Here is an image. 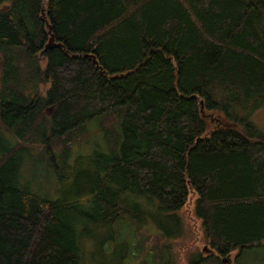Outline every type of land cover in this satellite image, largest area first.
I'll return each instance as SVG.
<instances>
[{"label":"trees","instance_id":"1","mask_svg":"<svg viewBox=\"0 0 264 264\" xmlns=\"http://www.w3.org/2000/svg\"><path fill=\"white\" fill-rule=\"evenodd\" d=\"M261 108L264 0H0V264H83L84 236L122 222L141 264H171L143 227L191 201L213 252L187 264L238 261L264 245ZM113 112L88 203L20 186L28 141L52 154Z\"/></svg>","mask_w":264,"mask_h":264},{"label":"rangeland","instance_id":"2","mask_svg":"<svg viewBox=\"0 0 264 264\" xmlns=\"http://www.w3.org/2000/svg\"><path fill=\"white\" fill-rule=\"evenodd\" d=\"M253 117L264 128V108L258 109ZM119 123L120 117L116 112H113L110 118L94 117L86 122L81 133L72 136L69 146L63 145L62 142L59 146H52V154L47 151L48 143L28 141L26 151L21 154L18 172L20 186L29 187L50 199H78L88 203L91 183L100 169L94 162V154L98 151L107 152L101 128L114 126L119 129ZM13 136L11 134L10 141ZM70 136L67 134L65 138L69 139ZM16 141L17 137L14 136L12 144ZM67 147H70V152H67ZM51 155L55 158L54 161ZM192 203L193 201L179 211L181 220L176 217L164 220L161 229L156 228L149 220L143 227L153 233L143 231L144 236L149 237L147 245L153 242L152 236L149 235H154L162 229L168 232L170 238H174L171 264H187L190 259L199 258L200 251L204 254L213 252L205 245L201 221L196 217ZM135 241V227L128 222L105 228H92L84 236L83 264H141L144 255L132 256L129 248ZM238 255L239 250L236 249L222 258L225 264H264V245L246 249L237 261Z\"/></svg>","mask_w":264,"mask_h":264},{"label":"water","instance_id":"3","mask_svg":"<svg viewBox=\"0 0 264 264\" xmlns=\"http://www.w3.org/2000/svg\"><path fill=\"white\" fill-rule=\"evenodd\" d=\"M42 15H43V16L45 15L44 9H43ZM47 24H48V23H47ZM50 41H51V43L54 42V37H53V36H51V40H50Z\"/></svg>","mask_w":264,"mask_h":264},{"label":"bare ground","instance_id":"4","mask_svg":"<svg viewBox=\"0 0 264 264\" xmlns=\"http://www.w3.org/2000/svg\"><path fill=\"white\" fill-rule=\"evenodd\" d=\"M53 43V42H52ZM51 41H49V44H52ZM94 62H96V59L94 58Z\"/></svg>","mask_w":264,"mask_h":264}]
</instances>
